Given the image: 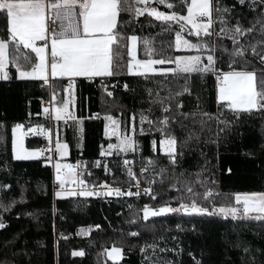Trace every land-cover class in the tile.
I'll return each mask as SVG.
<instances>
[{"label": "trees", "instance_id": "16d2710c", "mask_svg": "<svg viewBox=\"0 0 264 264\" xmlns=\"http://www.w3.org/2000/svg\"><path fill=\"white\" fill-rule=\"evenodd\" d=\"M159 10L167 11L163 5L159 6ZM122 17L125 23L119 27L122 39L118 46L122 58L116 59L114 74L92 80H76L75 116L83 121L82 143L79 148L74 136L76 129L68 127L64 140L69 146L70 162L79 158L88 163L104 159L101 151L107 144L104 135L106 116L118 117L121 125L125 123L129 126L133 114H136V124L142 110L154 122L162 115L158 105L150 106L147 90L151 88L155 93L159 89L161 95H166L167 89H160L158 76L155 79H145L129 74L127 61L130 57L127 56L126 45L130 41L127 37H138V58L143 59L146 58L142 43L144 38L153 40L157 50L161 47L167 49L169 43H175L174 31H162V22L156 21L147 13L139 17L133 15L131 18L129 14L122 13ZM250 18L249 13L248 19ZM3 27L4 21L0 19V30ZM172 27L176 28L175 25ZM0 36H3L2 31ZM225 43L230 46L229 41ZM24 53L35 57L30 49L25 50L21 46L20 54ZM168 54L175 57L193 53L172 47L168 49ZM220 68L222 71L229 70L226 64H220ZM7 70L10 79L0 80V185L7 184L10 188H0V205L10 201L14 203L8 211L0 207V215L7 225L5 229H0V264H165L169 260L173 264H195V260L202 261V264H264V220H233L219 214L209 216L169 213L149 222L145 221V205L158 209L167 202L172 207H177L178 200L173 198L183 194L182 191L168 187L171 182L169 179L161 184L157 175L154 176L155 200L151 196L142 200L107 197H68L54 200L52 167L44 158L15 160L11 131L17 123L24 125L26 129L38 123L49 124L48 120L41 117L42 103L48 100L49 90L42 80L17 78L16 69L11 63ZM215 82V76L211 74L202 79L198 74H192L189 79L191 94L185 93L176 98L183 102L181 111H198L199 105V111L219 115L215 102ZM125 84L128 85L127 88L124 87ZM182 84L181 80L179 84L173 82L168 87L179 90V85ZM67 86L68 81L65 79L53 82L54 90L61 97ZM150 107L151 111H148ZM96 115L99 117L96 118ZM177 119L183 120L187 125L186 128H181L178 124H172L173 133L178 139H183L189 131H195L199 140H191L182 149L184 155L179 158L176 171L186 169L194 174L207 160L209 171L203 175L215 180V184L207 186L213 188L214 193L220 194L214 195L211 202L203 201L202 206L211 211L213 204L216 207L226 205L223 199L231 200L236 193L264 192V115L256 112L242 113L235 120L232 113L225 111L220 119L235 120V123L220 132L219 136L217 132L223 125H218L215 119L208 121V126L202 131L199 123L192 122V117L185 119L177 116ZM154 130L155 128L140 137L141 156L157 160L156 168L159 171V167L167 166L168 161L159 150L160 133L153 132ZM153 138L157 141L156 151L152 150ZM45 145L46 141L42 137H28L26 140L29 149H40ZM108 159L119 166L123 158L118 155ZM106 178L101 174L85 176L91 183ZM123 178L127 179L125 176L121 177L118 183ZM196 190L203 192L205 188L196 185ZM184 202L189 201L185 199ZM87 225L99 226L89 239L65 238V234ZM177 225L180 227L177 228ZM133 232L138 235H130ZM152 244L158 247L146 248L143 253L140 251L142 246ZM113 247L122 250L119 261L107 256L105 250ZM161 248L175 249L176 252H162ZM245 248L248 249L247 252L244 251ZM73 251H83L84 255L73 256Z\"/></svg>", "mask_w": 264, "mask_h": 264}, {"label": "snow or ice", "instance_id": "6c2138e0", "mask_svg": "<svg viewBox=\"0 0 264 264\" xmlns=\"http://www.w3.org/2000/svg\"><path fill=\"white\" fill-rule=\"evenodd\" d=\"M160 5L165 6L167 11L159 10ZM122 13L129 14L130 18L133 15L139 17L147 13L156 21L162 22V31H174L175 34L174 45L169 43L167 49L161 47L157 50L153 40L144 38L142 43L146 58L143 59H138L136 55L138 37L136 35L127 37L131 42L126 45L127 56L130 57L127 61L128 72H134L145 79H155L158 76L160 79L157 83L160 89H167L166 95H161L159 89L155 93L151 88L147 90L150 106L158 105L162 113L161 117L154 122L143 110L139 113L140 125L147 122L149 130L155 128L160 133L159 150L168 161V165L160 166L155 175L160 177L161 184L169 179L171 182L168 187L183 193L180 197L173 198L178 200L177 207H172L167 202L158 209L145 205L143 218L147 220L149 217L163 214L183 213L209 216L219 214L224 217L230 216L233 220H264V192L236 193L235 203L229 202L219 207L213 204L211 211L208 207L202 206L203 201L211 202L214 195H220L207 186V184H215V180L203 175L209 171L207 167L209 162L205 160V164L201 165L200 170L194 174L187 172L186 169L176 171L179 167V158L184 155L182 149L191 140H199V135L195 131H189L183 139H178L172 130L173 123L181 128L187 127L183 120L177 119V116L185 119L192 117L194 124H200L201 131L208 126V121L215 119L218 125H223L217 132L219 136V133L229 129L242 113L256 112L264 115V0H231V2L228 0H0V19L4 21V27L0 30L3 32V36H0V79H10L7 70L9 63L16 69L17 78L40 79L44 85L50 84V77L53 80L69 78L70 83L68 88L64 89L65 92H69L72 87L71 81L75 77L91 79L97 76H112L116 59L122 58L118 51L122 39L119 27L125 23ZM249 13L250 19H248ZM173 25L176 28H173ZM185 34L195 39L187 38ZM226 40L230 42V46L225 43ZM21 46L25 50L30 49L35 57L33 58L29 53L21 55ZM172 47L195 54L173 57L168 54V49ZM220 64H226L229 70L222 71ZM192 74H198L201 79L209 74L215 76V102L219 115L199 111V105H197L198 111H181L183 102L176 98L185 93L191 94L189 79ZM181 80L183 84L179 85V90L168 87L173 82L179 84ZM124 87L127 88L128 85L125 84ZM108 95L112 96V93L108 92ZM50 103L53 104L56 120L74 119L69 111L71 103L69 98L66 97L62 103H59L53 89ZM43 111L48 113L49 109L44 108ZM148 111H151V107ZM225 111L232 113L235 120H221L220 116L224 115ZM105 119L111 121L114 126L118 123L112 116H106ZM131 119L132 132L135 133L136 114H133ZM37 127L40 128L41 135L50 139L48 131L42 126ZM23 128L24 125L17 123L11 129L14 158L26 159L30 155H42L39 151L25 154L18 150L21 137L26 134L21 131ZM108 128L109 125L105 124V135L109 134ZM33 131L36 129H28V132ZM144 131L143 127L139 128L141 134ZM111 134L117 136L118 142L109 143L108 149H119L121 152L137 150L138 141L133 135L120 136L115 127ZM151 143L155 148L157 141L153 139ZM68 147L67 143L57 139L56 155L65 156ZM110 154L106 150L101 151L102 156ZM51 159L50 156L48 160ZM123 164L129 178V189L134 186L135 192L123 191L120 187L113 188L107 183L99 186L106 191H97L96 185L89 189L87 182L81 178L83 173L77 172V168L83 167L82 162L78 161L76 165H72L61 164L57 160L54 167L58 190L54 194L56 197L94 195L131 197L139 196L142 191L155 200L156 195L152 192L155 179H149L147 181L149 186L141 189L140 177L132 167H128L130 162L124 160ZM149 166L155 171L158 161L150 159L147 165L141 167L140 176L147 173ZM105 171H109L107 166ZM67 180H73L80 185V190H70L66 185ZM132 181H135L134 185ZM196 185L205 190L198 192ZM0 188L9 189L10 185H0ZM185 199L189 202H184ZM13 203L14 201H10L0 207L8 211ZM6 227L3 216L0 215V229ZM179 227L180 225H177V228ZM130 235L136 236L138 233L133 232ZM156 247L158 246L155 244L145 245L140 251L143 253L146 248ZM105 251L112 260L122 256V250L118 247ZM160 251L176 252L175 249L166 248H161ZM244 251L247 252L248 249L245 248ZM72 255L82 256L84 253L73 251ZM165 264H173V262L169 260ZM195 264H202V261L195 260Z\"/></svg>", "mask_w": 264, "mask_h": 264}, {"label": "rangeland", "instance_id": "374dc122", "mask_svg": "<svg viewBox=\"0 0 264 264\" xmlns=\"http://www.w3.org/2000/svg\"><path fill=\"white\" fill-rule=\"evenodd\" d=\"M49 51H50V49H49ZM136 55H137V58H138L137 45H136ZM129 74L135 75V76H139V75H136L134 72L133 73H129ZM97 77H100V76H97ZM103 77H109V76H103ZM76 78H85V77H75L72 80H76ZM61 79H65V80L69 81V78H67V77L55 78L54 80H61ZM68 86H67V88H68ZM53 89H54V87L52 85V92H53ZM75 90H76V87L75 86H72L69 89V92L63 91L64 93H63V96L62 97L59 96V94H60L59 92L55 91L56 100L59 103H62L63 102V99L66 98V97L71 100V103L69 104V111L72 113V116L74 117V119L56 120L54 118L53 125H51L50 123L47 124V123L44 122V123H38V124L31 125L27 129L26 128H23L21 131H24L26 134L23 137H21V144L18 145V150L23 151L25 154L32 153L34 151H39L41 153L43 152L44 147L43 148H40V149H29L26 146V140H27L28 137H35V135H38V136L41 135L40 134V128L37 127V126H42L44 130L48 131L49 134H50V139H51V137H53L55 139V141L57 139H59L63 143H67L64 140V136H65V133H66L65 132L66 129L68 127L74 128V129H76L75 130V135H74L75 136V140L77 141L79 148L81 147L83 121L81 119L76 118V116H75L76 115V110H75ZM95 117L98 118L99 116L96 115ZM113 118L118 123H117V125L114 126L111 121L106 120V124L109 125V128H108V133L109 134L108 135H105V133H104L105 138L107 140V144L102 147L103 150H106V151L110 152L111 154L110 155H106V156H102V155L101 156L103 158H109V157H112V156L117 157L119 155V157H122L123 158L122 160H128L130 162V164H132L134 166L135 173L137 175H139L140 174L141 167L147 165L148 164V161H149V159H144L141 156L142 155V141L140 139V137L142 135H144L147 132H149V125L147 124V122H145L143 125H140V122H139V119H138V122L135 124V126H136V132L133 133L132 132L133 121H131V124L129 126H126L125 123H123V125H121V123L119 122V118L118 117L117 118L116 117H113ZM113 127L116 128V131L118 132V134L120 136H123L125 134L133 135L134 138L138 141L137 150L136 151H129V152H121V151H119V149H108L107 146H108L109 143L116 144L118 142L117 141V136L111 134L112 133V130H113ZM140 127H143L145 129V131H144L143 134H141L139 132V128ZM29 128H35L36 131L28 132V129ZM153 132H158V131L154 130ZM41 137H43L45 139V141H46V144L49 145V141H50L49 137H46L44 135H41ZM47 145H45V147ZM152 150L153 151H156V147L154 148L153 145H152ZM68 157H69V147H68V150H67V154L65 156H63V157L58 158L57 160H59V162L61 164H64V163L71 164V162L68 161ZM37 158H44V156H43V154L42 155H38V156L30 155L26 159L25 158H21V159L14 158V159L21 161V160H35ZM57 160H56V162H57ZM46 163L50 165V163L48 162V160H46ZM139 167H140V169H139ZM156 171H158V168H156L155 171H154L153 168L149 166L147 173L144 176H141L142 180H144L145 182H147L149 179H154V176H155V172ZM121 181L122 182H120V183H122V184L128 183L129 178H127V179L126 178H123V179H121ZM72 182H73V180H67L66 181V184L69 185ZM68 197H72V196L57 197V199L58 198H64L65 199V198H68ZM223 200L227 204L229 203L228 201H230L231 203H235L234 196H233V198L231 200H228V198H224ZM222 217H224V216H222ZM107 256H108V254H107ZM120 259L121 258H119L117 260H114V261H119Z\"/></svg>", "mask_w": 264, "mask_h": 264}, {"label": "built area", "instance_id": "2783aa9c", "mask_svg": "<svg viewBox=\"0 0 264 264\" xmlns=\"http://www.w3.org/2000/svg\"><path fill=\"white\" fill-rule=\"evenodd\" d=\"M231 1V0H230ZM227 41V40H226ZM40 42L38 41L37 44H39ZM50 47V45H49ZM50 49V48H49ZM54 80L50 77V84L49 85H44L46 88H48L49 90V98L47 101L42 103V109H41V117H43L44 119L48 120V122L53 125L54 122V112H53V104L50 103V101L52 100V96H53V92H52V85H53ZM70 83V80L68 81V85ZM72 86H77L78 82L76 80H72L71 81ZM44 108H48L49 112L48 113H44L43 109ZM53 128V127H52ZM55 139L53 137H51L50 141H49V145H47L46 147H44L43 149V156L45 160H48V158L51 156L52 159L48 162L50 163V166L52 167V172H53V198L54 200L57 199V197L55 196V191L58 190V182L55 179L56 176V171H55V163L56 160L58 158H60L58 155H56L55 153ZM82 162L83 163V167L81 168H77V172H81L83 173L81 178L84 179L87 182V187L89 189L93 188V185H96V190L103 192L106 191V189L99 187L101 184L103 183H107L108 185H110L111 187L115 188V187H120L123 191H128L131 190L132 192L136 191V188L134 186H132L129 189V183H118V179L121 177H127V171H126V167L124 166L123 162L124 160H122L119 163V166L116 165L114 162H111V160H109L108 158H104V159H97V160H93L91 163L86 162L83 158H79L74 162H71L72 165H76L77 162ZM97 162H99V164L97 165ZM105 166H107V168L109 169L108 172L105 171ZM128 167H132L133 171L135 172L134 166L132 164H129ZM140 169V167H139ZM116 171V174H115ZM88 173H91V175H88ZM95 174H101L105 177H107L106 179L100 181V182H90L87 181L85 179L86 177H90L93 176ZM140 177V184H141V189H143L144 187H148V183L145 182L144 180H142L140 174L137 175ZM132 185L135 184V181L131 182ZM67 187L70 190H76L79 191L80 190V185L72 182L71 184H66ZM156 189V183H154L152 185V192L154 193ZM73 198H93V199H106L107 198H115V199H136V200H142L144 198H148L150 197V195H145L142 191L141 194L139 196H121V197H117L115 195L113 196H90V197H80V196H72ZM99 229V227H96L94 225H87V226H81L79 227L76 231L74 232H69L67 234H65V238L66 239H89L94 232H96Z\"/></svg>", "mask_w": 264, "mask_h": 264}, {"label": "crops", "instance_id": "0c3cea01", "mask_svg": "<svg viewBox=\"0 0 264 264\" xmlns=\"http://www.w3.org/2000/svg\"><path fill=\"white\" fill-rule=\"evenodd\" d=\"M136 45H137V51H138V40L136 41ZM177 50V49H176ZM181 51H185V50H181ZM188 52V51H187ZM193 54H195V53H193ZM189 55V54H188ZM131 75V74H130ZM133 76H135V75H133ZM94 78H96V77H93V78H91V79H88V78H76V80H78V79H87V80H92V79H94ZM20 79H34V80H39V79H36V78H20ZM0 80H4V79H0ZM216 83V82H215ZM75 101H76V96H75ZM75 110H76V102H75ZM105 133V132H104ZM35 137H41V135H35ZM43 138V137H42ZM161 154H163V153H161Z\"/></svg>", "mask_w": 264, "mask_h": 264}, {"label": "water", "instance_id": "95a60500", "mask_svg": "<svg viewBox=\"0 0 264 264\" xmlns=\"http://www.w3.org/2000/svg\"><path fill=\"white\" fill-rule=\"evenodd\" d=\"M166 214H163V215H159V216H154V217H149L147 220H145V221H148L149 222V220H152V219H154V218H156V217H160V216H165Z\"/></svg>", "mask_w": 264, "mask_h": 264}]
</instances>
